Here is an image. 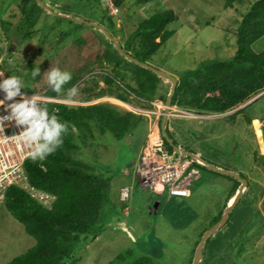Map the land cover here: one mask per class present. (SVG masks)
I'll use <instances>...</instances> for the list:
<instances>
[{
  "label": "rangeland",
  "instance_id": "obj_1",
  "mask_svg": "<svg viewBox=\"0 0 264 264\" xmlns=\"http://www.w3.org/2000/svg\"><path fill=\"white\" fill-rule=\"evenodd\" d=\"M40 1L54 15L44 9L50 16L40 14L30 37L24 39L21 32H14L21 26L20 0H0V59L8 77L22 78L21 92L28 93L30 89L44 92L52 89L44 76L51 67L68 71L72 76L82 70L76 84L78 95L69 99L64 92L61 98L55 99L57 103L74 108L106 103L117 107L121 113H127L132 108L121 101L108 96L88 98L86 93L95 83H102V77L112 75L113 66L104 63L102 68L97 62L111 42L104 33L87 25L75 32V26L61 16L97 25L99 19H104L107 30L112 32L111 27L114 29V40L123 44L140 21L157 11L172 10L176 20L167 29L174 34L153 55L149 65L179 78L186 76L188 71L199 69L210 59L231 57L238 23L250 4L257 0H242L232 8L224 7L225 0H157L145 5L126 0L116 12H111L108 0ZM77 6H83L85 10L75 13L79 11ZM70 8L75 12L65 10ZM54 17L63 20L57 22ZM107 19L111 21L110 27ZM63 32L68 34L64 36ZM252 49L257 53L264 50V36L252 45ZM34 68H40V75L35 78L31 75ZM124 83L135 87L130 80ZM170 88V82L162 78L153 101L161 100L158 95L168 93ZM144 104L151 107L146 102ZM250 105L246 114L253 119L251 123L242 114L231 117L233 111L223 115H204L196 121L179 115L170 118L175 122L185 119L177 122L185 132L194 129L192 150L225 170L242 174L246 182L241 195L239 186L230 196L233 181L208 175L205 180L193 184L192 194L186 200L190 210L179 207L177 202L184 199H167V191L162 195L153 193L134 177L136 153L141 147L138 141L142 140L139 130L132 138L126 136L116 140L109 132L102 136L95 129L96 141H87V146L80 147L76 156L94 172L109 178L110 183L102 217L103 230L94 242L81 241L76 247L74 257H80L79 264H107L127 249L135 256L152 257L155 264H192L198 233L208 226L211 217L225 203L226 208L232 206L229 221L207 237L210 238L209 244L205 246L204 242L197 264H264V161L254 158L255 153L264 156L257 138V131L261 135L263 128L264 97L260 96ZM178 137L182 143L184 140L190 142L189 138ZM261 138L263 140L262 135ZM125 181V186L130 187L127 202L121 199ZM35 244L36 240L25 232L23 225L0 201V264L11 263ZM238 249L240 254L237 257Z\"/></svg>",
  "mask_w": 264,
  "mask_h": 264
},
{
  "label": "trees",
  "instance_id": "obj_2",
  "mask_svg": "<svg viewBox=\"0 0 264 264\" xmlns=\"http://www.w3.org/2000/svg\"><path fill=\"white\" fill-rule=\"evenodd\" d=\"M110 1L115 8H119L126 0ZM135 1L136 4L145 5L157 0ZM241 1L225 0L224 7L232 8L235 3ZM40 2L20 0L18 3L21 26L19 25L20 28H16L14 32H21L24 39L30 37L32 26L40 14L43 13L47 18L50 16L40 6ZM77 7L79 10L77 12L71 8L65 10H72L75 13L85 10L83 6ZM54 18L57 22L63 20L59 17ZM64 20L75 26V32L85 26L66 18ZM175 20L176 16L172 10L157 11L147 19L140 21L136 30L129 34L125 42L118 43V45L132 59L149 64L152 62L153 55L174 34L172 30L167 29V26ZM104 21V19H99V25H104L103 28L107 30ZM108 23L110 27L111 21L108 20ZM50 28L53 29V27ZM111 30L114 32L112 27ZM107 31L113 38L114 34ZM63 33L64 36L68 34V32ZM263 36L264 0H257L250 4L238 23L233 55L225 60L210 59L203 63L199 69L188 71L186 76L179 77L171 99V106L187 109L200 116L222 115L235 110L251 97L263 93L264 50L257 53L252 49V45ZM157 39H159L158 42ZM97 62L102 68L104 63L114 68L112 75L102 77L104 87H102V83L97 82L86 91L88 98L108 96L136 108H148L144 102L154 100V96L160 89L161 77L124 58L111 43L104 48L103 53L97 58ZM80 71L72 76L71 81L64 85L60 93L53 91V88L44 92L35 89H30L27 92L43 93L48 97L61 98L67 89L77 84L83 73ZM127 80L132 81L135 87L124 83ZM167 95L168 93L159 94L158 97L161 98L160 101L165 102ZM250 104L234 112L231 117L242 114L246 117V121L251 123L253 119H250L246 114L247 108L252 106ZM43 106L48 108L50 114H56L61 122H66L68 129L62 135V145L55 152L44 160H33L29 157L24 163V168L29 184L35 189L51 195L54 199L50 207L47 208L19 188L11 187L6 191L3 200L5 208L23 225L25 232L36 240V245L31 250L16 257L9 264H79L80 257H74L76 247L81 241L94 242L103 230L102 217L104 216L110 180L104 175L94 172L93 168L88 167L76 156V153L80 147L87 146V141L95 140V129H98L102 136L104 132H109L116 140H122L126 136L134 137L138 130L143 137L146 133L147 122L140 115L130 112L121 113L117 107L106 103L76 108L59 103H46ZM139 126L142 127L139 128ZM169 127L173 128V131H170ZM165 131L175 146H180L183 151L193 155V157L187 158L191 161L190 169L199 173V181L205 180L208 175L228 179L233 181L230 196L236 192L241 183L230 176L210 169L209 166L217 170L228 171L202 158L198 152L192 150L190 147L192 138L189 137L188 132L184 131V135L183 130H180L174 121L165 125ZM178 134L184 139L189 138L190 142L184 140V143L179 144L175 138V135ZM261 135L264 143V122ZM139 142L142 145L144 140ZM163 142L167 151L174 154L168 142L164 139ZM254 158L264 161V156L257 153L254 154ZM238 176L244 179L242 174H238ZM174 198L184 199L177 202L180 204L179 207L182 206L184 210H190L186 205L188 198ZM225 209L226 203L213 218L211 217L207 223L208 226L198 233L194 250L204 233L221 220ZM231 213L232 211L228 213L223 225H227ZM209 240L210 238L206 239L205 246L209 244ZM239 249L235 254L237 257L240 254ZM220 250L219 248L218 252ZM107 264H155V259L143 254L135 256L132 250L127 249Z\"/></svg>",
  "mask_w": 264,
  "mask_h": 264
},
{
  "label": "built area",
  "instance_id": "obj_3",
  "mask_svg": "<svg viewBox=\"0 0 264 264\" xmlns=\"http://www.w3.org/2000/svg\"><path fill=\"white\" fill-rule=\"evenodd\" d=\"M111 12L117 11L111 1L108 0ZM0 80L8 78L7 72L2 67L0 59ZM23 95L31 98L33 95L40 96L43 99L42 106L46 103L57 102L54 98L41 93H24ZM5 100V93L0 91V201L5 198V193L11 187L23 190L31 198L45 207H50L54 197L45 192L39 191L28 182L27 174L24 168L25 161L31 157L30 149L23 144L17 143L11 139V136L19 134L22 128L15 125V122L8 120V105L17 102ZM151 107L142 109L131 107V113L142 116L148 126L146 140L141 148L139 157L134 165V177L144 188L149 187L150 191L162 195L167 191V199L172 197H187L191 193L193 184L200 180L199 173L190 169L191 161L181 155L170 154L165 148L160 133V120L164 114L165 104L160 100L146 102ZM125 107V106H124ZM185 119H198L199 115L188 111L179 110L172 106L168 108L167 119L178 116ZM173 128L169 127L170 131ZM130 195V187L121 189V199L127 202Z\"/></svg>",
  "mask_w": 264,
  "mask_h": 264
},
{
  "label": "clouds",
  "instance_id": "obj_4",
  "mask_svg": "<svg viewBox=\"0 0 264 264\" xmlns=\"http://www.w3.org/2000/svg\"><path fill=\"white\" fill-rule=\"evenodd\" d=\"M31 75L33 78L39 76L40 68H34L31 71ZM44 76H46L47 82L49 85L52 86L53 91L57 93L62 92L64 85L67 84L72 79V74L70 72L62 71L58 67H51L44 74ZM0 77H2V74H0ZM22 88H23V80L19 76L13 75V76H9L6 79L0 80V91H3L5 93V100L15 101L16 97L18 96L20 97L19 101L13 102L8 105V110L10 114L7 119L14 121L17 127L23 129L22 131L19 132V134L11 136V139L17 143L26 145L30 149L29 154L33 160H37V159L44 160L48 155L55 152L56 149L62 145L63 143L62 135L67 132L68 126L66 122H61L56 114H50L47 107L42 106V101L44 98L37 95H33L31 98H28L27 96L21 93ZM78 90H79L78 85H73L71 88L67 89L68 98L70 99L78 95ZM261 94L263 95L264 92ZM54 99H58V98H54ZM3 103H4L3 101H0V105H3ZM50 103H57V102H50ZM123 104L127 105V107L130 106L126 103ZM172 106L170 104V107ZM174 107L178 108L177 106ZM236 111L238 110L237 109L233 110V113ZM191 120H195V119H191ZM0 125H2V122H0ZM147 131H148V127L146 130V135H147ZM160 133H161V129H160ZM145 140L146 138L144 139V142ZM143 144L140 147V151ZM178 147L181 148L180 146ZM139 154L140 152H138L137 157H139ZM136 161L137 159L135 160L134 165ZM183 198H187V197H183Z\"/></svg>",
  "mask_w": 264,
  "mask_h": 264
},
{
  "label": "water",
  "instance_id": "obj_5",
  "mask_svg": "<svg viewBox=\"0 0 264 264\" xmlns=\"http://www.w3.org/2000/svg\"><path fill=\"white\" fill-rule=\"evenodd\" d=\"M38 2H40L39 0H37ZM40 6L46 10H49L47 9V7L42 3L40 2ZM50 11V10H49ZM50 13L52 15H54L51 11ZM55 16H59L60 15H57L55 14ZM61 17H64L66 19H69L75 23H78V24H83V25H87L89 27H92V28H95V29H98L99 31H101L102 33H104L105 37L113 44L114 48L121 54L123 55L124 58L128 59V60H131L133 63L147 69V70H150L152 71L153 73H155L157 76L163 78V79H166L167 81H169L171 83V88L169 90V93L166 97V100L164 102L165 104V109H164V114L161 118V122H160V129H161V135L163 137V139L168 142V144L171 146L174 154L176 155H181V156H185V157H193L192 154L190 153H187L185 151H183L181 148H179L178 146H175L173 143H172V140L168 137L166 131H165V125L168 123V119H167V115H168V108L170 107V104H171V99H172V96H173V93H174V90L176 88V85H177V79L161 70H158V69H155L154 67L148 65V64H145V63H140L134 59H132L129 55L125 54L123 51H122V48L119 47L118 43L109 35V33L100 25H97L95 23H92V22H88V21H85V20H81V19H77V18H70V17H67V16H61ZM262 94L258 95L256 98L252 99L251 101H249L248 103H246L245 105H243L241 108H244L246 107L247 105H249L251 102L255 101L256 99H258ZM241 108H238L237 110L241 109ZM210 169L220 173V174H224V175H227V176H230L236 180H238L241 185L239 187V194L241 195V193L243 192V187L246 185V182L241 179L238 174L236 173H233V172H230V171H222V170H217V169H214L212 167L209 166ZM154 207H157V204L154 206ZM232 206H228L225 211H224V214L221 218V220L215 224L214 227H212L209 231H207L206 233H204L201 241L199 242L196 250H195V258H194V261L192 264H197V262L199 261V257H200V253H201V250H202V246L205 242V240L207 239V237H209L211 234H213L215 231H217L218 228H220L226 221V218H227V215L228 213L230 212Z\"/></svg>",
  "mask_w": 264,
  "mask_h": 264
},
{
  "label": "crops",
  "instance_id": "obj_6",
  "mask_svg": "<svg viewBox=\"0 0 264 264\" xmlns=\"http://www.w3.org/2000/svg\"><path fill=\"white\" fill-rule=\"evenodd\" d=\"M167 74H168V73H167ZM169 75H170V74H169ZM171 76H172V75H171ZM176 79H178V78H176ZM182 110H185V109H182ZM185 111H189V110L186 109ZM189 112H190V111H189ZM170 121H171V123H172L174 120L170 119ZM181 121H185V119H179V121H177V122H181ZM187 121H188V120H187ZM191 121H196V120H191ZM177 122L174 121V123H176V125L179 126V128H180V124H178ZM180 130H181V129H180ZM182 130H183V129H182ZM189 130H190V131H189L188 134H189L190 137H192V139H191V142H192V141H194L193 139H195V138H194V135H193V130H194V129H193V130H192V129H189ZM176 132H177V130H176ZM183 133H184V131H183ZM145 135H146V133L143 135L142 140L145 139ZM178 135H179V134H178ZM178 135H175V138L177 139V141L179 142V144H181V143H182V140H180V138L178 137ZM184 135H185V133H184ZM179 136H181V135H179ZM125 185H127L126 181L124 182V185H122V186L125 187ZM30 237H31V236H30ZM35 245H36V244H35ZM35 245H34V246H35ZM34 246H33V247H34ZM31 249H32V248H31ZM31 249H29V250H31ZM29 250H28V251H29ZM25 253H26V252H25Z\"/></svg>",
  "mask_w": 264,
  "mask_h": 264
},
{
  "label": "bare ground",
  "instance_id": "obj_7",
  "mask_svg": "<svg viewBox=\"0 0 264 264\" xmlns=\"http://www.w3.org/2000/svg\"><path fill=\"white\" fill-rule=\"evenodd\" d=\"M123 105H125V104H123ZM256 126H258V123H256ZM257 138H258V143H259V146H260V150L264 153V144L262 142V138H261L260 132H258V131H257Z\"/></svg>",
  "mask_w": 264,
  "mask_h": 264
}]
</instances>
